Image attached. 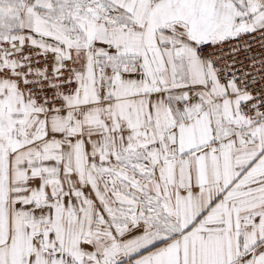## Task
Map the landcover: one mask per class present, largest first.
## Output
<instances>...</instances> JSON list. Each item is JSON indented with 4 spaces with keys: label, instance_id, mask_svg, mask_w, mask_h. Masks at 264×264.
I'll use <instances>...</instances> for the list:
<instances>
[{
    "label": "snow or ice",
    "instance_id": "1",
    "mask_svg": "<svg viewBox=\"0 0 264 264\" xmlns=\"http://www.w3.org/2000/svg\"><path fill=\"white\" fill-rule=\"evenodd\" d=\"M0 264H264V0H0Z\"/></svg>",
    "mask_w": 264,
    "mask_h": 264
}]
</instances>
